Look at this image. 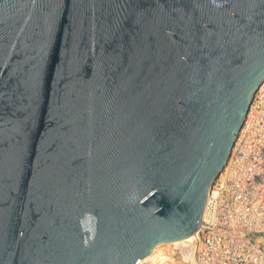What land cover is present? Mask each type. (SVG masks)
Wrapping results in <instances>:
<instances>
[{"label":"water","instance_id":"water-1","mask_svg":"<svg viewBox=\"0 0 264 264\" xmlns=\"http://www.w3.org/2000/svg\"><path fill=\"white\" fill-rule=\"evenodd\" d=\"M262 82L264 0H0V264L194 235Z\"/></svg>","mask_w":264,"mask_h":264},{"label":"built area","instance_id":"built-area-1","mask_svg":"<svg viewBox=\"0 0 264 264\" xmlns=\"http://www.w3.org/2000/svg\"><path fill=\"white\" fill-rule=\"evenodd\" d=\"M149 260L135 264H264V82L212 180L193 240L153 250Z\"/></svg>","mask_w":264,"mask_h":264},{"label":"bare ground","instance_id":"bare-ground-1","mask_svg":"<svg viewBox=\"0 0 264 264\" xmlns=\"http://www.w3.org/2000/svg\"><path fill=\"white\" fill-rule=\"evenodd\" d=\"M194 236H195V234L192 235V236H190V237H187V238H185V239H182V240H178V241H174V242H169V243H164V244H159V245L155 246V247L153 248V250L160 249V247H162V246L179 245V244H182V243H185V242H190V241L193 240ZM151 254H152V252H151ZM151 254H150L149 256L145 257V258L143 259V262H148V261H150L149 259H150V257H151Z\"/></svg>","mask_w":264,"mask_h":264},{"label":"rangeland","instance_id":"rangeland-1","mask_svg":"<svg viewBox=\"0 0 264 264\" xmlns=\"http://www.w3.org/2000/svg\"><path fill=\"white\" fill-rule=\"evenodd\" d=\"M185 243H188V242H185ZM163 248H169V247H171V246H162Z\"/></svg>","mask_w":264,"mask_h":264}]
</instances>
